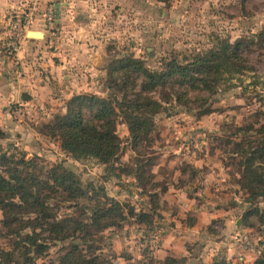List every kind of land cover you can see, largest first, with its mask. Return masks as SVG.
<instances>
[{"label": "rangeland", "instance_id": "rangeland-1", "mask_svg": "<svg viewBox=\"0 0 264 264\" xmlns=\"http://www.w3.org/2000/svg\"><path fill=\"white\" fill-rule=\"evenodd\" d=\"M2 19L6 24L1 28L0 14V34L9 35L0 39V55L13 57L18 38L37 21V28L47 31L48 51H55L58 39L65 38L62 33H68L77 42L91 41L89 48L98 61L94 60L92 71L78 73L76 80L89 85L68 99L27 106L0 103L4 133L0 154L32 163L34 168H27L24 176L33 173L38 180L30 190L54 204L58 218L89 224L91 210L107 206L109 197L124 205L127 219L101 232L89 228L93 236L88 244L79 237L58 240L49 233L43 235L46 240L40 242L48 250L39 255L35 246L25 248L29 244L23 239L31 229L25 227L17 236L5 226L0 210V264H63L73 243L86 250L89 258L97 257L96 264H167L170 255L156 251L167 232L163 229L176 225L179 231L191 225L198 234L184 246L188 253L177 258L178 264L217 259L255 264L264 254V224L252 211L257 206L264 210V200L250 201V191L240 182L244 154L264 134V46L259 38L264 32V0H18ZM16 23H22L23 29L15 28ZM76 23L79 28L71 30ZM221 39L245 43L242 52L250 71L222 81L198 107L154 93L163 106L150 114L154 121L150 136L137 147L124 114H119L116 132L121 149L111 163L75 156L68 142L53 134L55 118L66 114L67 102L74 96L114 97L108 73L114 59L133 56L150 70L160 71L171 58L187 60L216 47ZM19 108L25 113L17 114ZM1 111L11 116L3 117ZM256 164L264 171V162ZM2 165L0 161L5 170ZM51 170L71 171L86 197L73 201L62 190L49 187ZM131 208L137 215L148 214L146 222L129 215ZM29 212L22 216H36ZM181 247L176 249L180 252Z\"/></svg>", "mask_w": 264, "mask_h": 264}, {"label": "trees", "instance_id": "trees-1", "mask_svg": "<svg viewBox=\"0 0 264 264\" xmlns=\"http://www.w3.org/2000/svg\"><path fill=\"white\" fill-rule=\"evenodd\" d=\"M259 38L264 46V32L260 33ZM244 44L243 41L232 43L229 39H221L216 47L194 54L187 60L171 58L160 71L150 70L143 60L133 56L116 58L109 64L108 72L109 79L113 80L110 88L115 91L114 97L103 98L95 94L74 96L67 102L66 114L55 118L53 134L61 135L75 156L94 157L109 164L121 149V138L116 132L119 114H124L137 147L140 141L150 136L154 122L150 114L159 112L163 106L161 101L154 98V93H161L165 100L174 96L179 104L186 107L204 105L206 94L216 93L222 81L228 82L250 71L242 52ZM261 135L256 138V146L244 154L240 184L250 191V201L264 200V171H261V165L256 164L257 160L264 162V134ZM3 136L0 128V137ZM14 159L6 153L0 154V161L5 167V170L0 168V210L5 215V226L17 236L22 235L21 230L25 227L31 229L23 239L29 244L25 247L26 251L35 246L39 255L44 254L48 247L40 241H45L43 235L48 233L54 239L82 238L88 244V239L93 236L89 228L101 232L111 226H120L127 219L124 205L109 197L107 206L100 204L91 210L89 224L71 217L58 218L54 204L30 190V186H34L38 180L33 173L24 176L27 168H34L32 163L25 159ZM51 173L52 182L47 181L49 187L62 190L73 201L86 197L82 183L71 171L51 170ZM29 210L34 211L36 216L25 219L22 213H30ZM252 212L259 215L264 224V210L257 206ZM129 215L143 222L149 217L145 213L137 215L133 208ZM62 260L63 264H96L97 257L89 258L86 250L73 243ZM165 261L167 264L179 263V259L173 257H167ZM206 264L232 263L217 259ZM255 264H264V254Z\"/></svg>", "mask_w": 264, "mask_h": 264}, {"label": "crops", "instance_id": "crops-1", "mask_svg": "<svg viewBox=\"0 0 264 264\" xmlns=\"http://www.w3.org/2000/svg\"><path fill=\"white\" fill-rule=\"evenodd\" d=\"M17 4L18 0H0L1 28L3 24H6V21L2 19L4 12ZM59 20L64 19L61 17ZM66 23L68 22L65 21ZM68 24L70 25V22ZM38 25L36 21L32 23V26L26 27L25 33L18 38L17 46L13 48L15 52L13 57L0 55L1 104L19 103L20 106H27L35 105V103L42 104L52 99L58 101L63 97L68 99L74 93L79 94V90L89 85L84 81L76 80V76L84 70L92 71L94 60L98 61L96 52L93 48H89L91 41L80 43L70 34L62 33L61 37L65 38L58 39L56 50L48 51L47 31L40 30L37 28ZM75 27L79 28V23H76L71 30ZM30 31H40L43 37H32L29 35ZM71 32L75 33V31ZM7 35L9 34L1 31L0 39L7 38ZM0 53L2 54V51ZM1 115L10 117L11 113L1 111ZM203 215L207 217L206 213ZM177 226L173 229H163L167 232L161 236V245L156 251L161 256L170 255L173 258L186 256L188 252L184 246L196 239V235L198 238L197 232L191 225V227H185V231H179ZM180 245L183 247H181V254L179 249H176Z\"/></svg>", "mask_w": 264, "mask_h": 264}, {"label": "built area", "instance_id": "built-area-1", "mask_svg": "<svg viewBox=\"0 0 264 264\" xmlns=\"http://www.w3.org/2000/svg\"><path fill=\"white\" fill-rule=\"evenodd\" d=\"M15 28H18L19 30H22L23 29L22 23H16L15 24ZM25 111H26V113L30 112L29 109H27V110L25 109ZM16 113L19 114V115H21V114H23L25 112H24V109L19 108V109L16 110Z\"/></svg>", "mask_w": 264, "mask_h": 264}, {"label": "water", "instance_id": "water-1", "mask_svg": "<svg viewBox=\"0 0 264 264\" xmlns=\"http://www.w3.org/2000/svg\"><path fill=\"white\" fill-rule=\"evenodd\" d=\"M29 35L32 37H36V38H41L43 37V33L40 31H30Z\"/></svg>", "mask_w": 264, "mask_h": 264}]
</instances>
